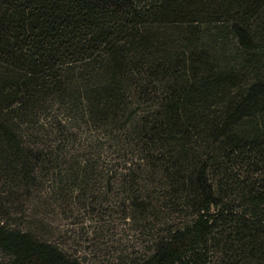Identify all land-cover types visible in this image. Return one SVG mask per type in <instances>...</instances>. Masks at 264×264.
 Wrapping results in <instances>:
<instances>
[{
    "label": "trees",
    "instance_id": "16d2710c",
    "mask_svg": "<svg viewBox=\"0 0 264 264\" xmlns=\"http://www.w3.org/2000/svg\"><path fill=\"white\" fill-rule=\"evenodd\" d=\"M53 106L135 149L186 213L140 264H264V0H0L4 264H80L1 220Z\"/></svg>",
    "mask_w": 264,
    "mask_h": 264
},
{
    "label": "rangeland",
    "instance_id": "374dc122",
    "mask_svg": "<svg viewBox=\"0 0 264 264\" xmlns=\"http://www.w3.org/2000/svg\"><path fill=\"white\" fill-rule=\"evenodd\" d=\"M57 112L53 106L35 119L29 140L36 141L43 162L33 183L17 191L10 207L4 204L8 213L1 220L80 264H140L157 238L183 223L186 213L158 202L157 179L141 173L145 167L137 166L135 149L117 147L106 134L79 122L66 124V114L57 118ZM5 260L0 254V264Z\"/></svg>",
    "mask_w": 264,
    "mask_h": 264
}]
</instances>
